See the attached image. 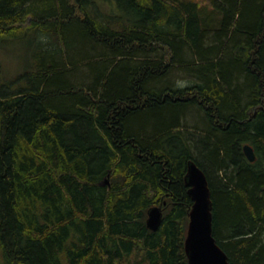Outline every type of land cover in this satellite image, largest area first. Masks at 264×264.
<instances>
[{
	"label": "trees",
	"instance_id": "1",
	"mask_svg": "<svg viewBox=\"0 0 264 264\" xmlns=\"http://www.w3.org/2000/svg\"><path fill=\"white\" fill-rule=\"evenodd\" d=\"M27 42L0 63V264H188L190 162L230 264H264V0H0V51Z\"/></svg>",
	"mask_w": 264,
	"mask_h": 264
},
{
	"label": "water",
	"instance_id": "2",
	"mask_svg": "<svg viewBox=\"0 0 264 264\" xmlns=\"http://www.w3.org/2000/svg\"><path fill=\"white\" fill-rule=\"evenodd\" d=\"M243 149L247 159L255 162L257 157L254 148L246 144ZM185 181L194 203L189 214V229L185 241L188 264H230L226 252L213 235V206L206 175L194 162H190ZM103 183L107 185L109 181L105 180ZM162 218L161 208H152L147 220L148 228L157 231Z\"/></svg>",
	"mask_w": 264,
	"mask_h": 264
},
{
	"label": "rangeland",
	"instance_id": "3",
	"mask_svg": "<svg viewBox=\"0 0 264 264\" xmlns=\"http://www.w3.org/2000/svg\"><path fill=\"white\" fill-rule=\"evenodd\" d=\"M31 49L32 45L27 42L24 45L12 44L0 51V63L6 79L10 80L28 68L31 63Z\"/></svg>",
	"mask_w": 264,
	"mask_h": 264
}]
</instances>
